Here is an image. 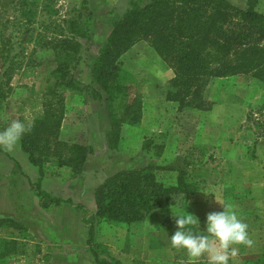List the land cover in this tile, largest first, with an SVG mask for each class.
Returning <instances> with one entry per match:
<instances>
[{
  "label": "rangeland",
  "instance_id": "obj_1",
  "mask_svg": "<svg viewBox=\"0 0 264 264\" xmlns=\"http://www.w3.org/2000/svg\"><path fill=\"white\" fill-rule=\"evenodd\" d=\"M129 1L55 2V10L60 16L70 8L78 9L83 2L92 12L90 37L81 40L79 59L73 69V75L81 82L90 83V68L98 46L106 41L112 22L121 16ZM229 1L241 9L248 7L247 0ZM22 3L23 0H0V53H3L0 56V83L4 79L5 67L16 63L11 88L0 99V130L17 119L29 125L38 114L39 108L32 109V105L38 93L41 95L43 84L35 82L31 75L23 74V68L26 62L51 53L38 41L42 34L46 37L51 34L41 25V21H48V14L40 10L41 0H36L28 8L30 12L35 9L37 12L34 18L28 15L32 18L28 26L23 24L29 22L25 21L29 18L23 14V7L31 2L24 6ZM253 8L264 12V0H256ZM118 62L130 76L132 95L140 96L141 122L134 127L125 126L118 146L109 149L104 139L108 118L103 112L102 99L92 100L88 94L66 92L64 118L67 125L62 128L60 137L90 145L93 151L88 165L79 175L72 177L68 167L56 168L47 163L44 165L45 174L39 179L37 166L29 163L20 144L13 152L0 148V219H11L21 227L10 228L2 235L15 237L22 234L34 240L39 233L51 235L52 242L35 240L40 241L42 254L48 256V263L43 264H98L86 244L80 242L75 247L69 241L73 238L61 233V226L49 225L50 219L56 215L64 217L63 227L80 235L77 239L86 240L88 227L84 223L82 227L79 222V227L76 226L75 209L70 208L77 207L79 201L76 198L80 196L85 200L81 204L84 212L89 213L94 204L95 187L119 170L154 164L159 167L155 172L157 178L171 184L177 176L174 168L190 165L202 173L198 178L201 181L198 192L177 199L173 211L171 209L166 216L157 210L158 214L148 215L133 229L128 230L126 226V230L123 227L116 229L117 256L111 254L112 246L102 244L97 249L99 257L115 260L118 264H208L207 256L192 261L186 250H174L170 238L176 231L171 225L176 226V223L175 218L171 221L169 217L186 214L185 211L193 214L199 219L200 232L204 233L207 214L223 211V204H231L248 224L255 243L252 248L238 246L239 254L230 259L229 264H264V83L247 72L209 75L204 78L202 89L204 108L179 111L177 103L165 98L167 83L174 74L173 67L155 53L148 41L135 43ZM19 63L21 68H18ZM94 104L96 112H87ZM144 142L149 145L143 151ZM33 184L47 194L43 202L58 197L70 199V203L50 204L48 209H42ZM35 202L39 208L33 206ZM156 229L170 233L157 235ZM128 234L133 244L129 251ZM63 236L66 241H61ZM69 247L74 249L70 251Z\"/></svg>",
  "mask_w": 264,
  "mask_h": 264
},
{
  "label": "trees",
  "instance_id": "obj_2",
  "mask_svg": "<svg viewBox=\"0 0 264 264\" xmlns=\"http://www.w3.org/2000/svg\"><path fill=\"white\" fill-rule=\"evenodd\" d=\"M35 1L23 0V6L31 2L23 7V14L29 18L25 19L29 22L23 23L26 26L37 13L36 9L28 10ZM56 1L41 0L40 6L48 14V21H41V25L51 34H42L38 41L51 52L50 56L28 61L23 68V74L43 84L41 95L38 93L32 105L39 112L29 124L31 131L19 143L29 163L37 166L39 179L43 178L47 163L56 168L68 167L72 177L79 175L93 151L90 145L60 137L67 109L66 92L88 94L92 100L105 96L108 128L104 139L109 149L118 146L125 126L134 127L141 122L140 96L132 95L130 76L118 62L123 53L141 40L148 41L155 53L172 65L174 74L167 83L165 98L177 103L179 111L204 108L202 89L204 78L209 75L247 72L264 83V12L253 8L256 0H247L248 7L244 9L229 0H130L121 16L112 22L106 41L98 46L90 68V83L81 82L73 75V69L79 59L81 40H89L92 12L83 2L78 9L70 8L60 16L55 10ZM15 66L16 63L10 64L2 73L0 99L11 88ZM21 67L19 63L18 68ZM148 145L144 142L142 148L147 150ZM189 166L174 168L177 176L171 184L157 178L155 172L159 167L154 164L119 170L103 179L94 191V213L82 219L88 227L86 242L96 263L118 264L99 257L97 249L103 245L94 242L95 220L123 224L130 230L154 210L166 216L177 199L194 195L200 188L198 178L202 173ZM32 187L42 207L70 203V199L58 197L43 202L47 194L38 185ZM10 228L21 227L11 219H0V264L48 261L40 243L28 236L2 235Z\"/></svg>",
  "mask_w": 264,
  "mask_h": 264
},
{
  "label": "clouds",
  "instance_id": "obj_3",
  "mask_svg": "<svg viewBox=\"0 0 264 264\" xmlns=\"http://www.w3.org/2000/svg\"><path fill=\"white\" fill-rule=\"evenodd\" d=\"M30 131V125L18 119L12 120L5 129L0 130V148L7 152L15 151L23 135ZM185 213L173 214L178 230L170 241L173 248L186 250L192 261L207 256L208 264H229L230 259L238 256V246H254L248 224L238 216L231 204H223V211L207 214L204 233L199 230V219L193 214Z\"/></svg>",
  "mask_w": 264,
  "mask_h": 264
},
{
  "label": "crops",
  "instance_id": "obj_4",
  "mask_svg": "<svg viewBox=\"0 0 264 264\" xmlns=\"http://www.w3.org/2000/svg\"><path fill=\"white\" fill-rule=\"evenodd\" d=\"M172 78V77H171ZM72 92H74V91H68L67 93L68 94H70V93H72ZM102 102H104L103 104H104V110H103V112H105V114L107 113V111H106V106H105V104H106V102H105V96H103V98H102V100H101V103ZM91 108V109H90ZM89 109H88V111L87 112H93V113H95L96 111L94 110V109H96V105L94 104V106L92 107H90ZM94 108V109H93ZM100 109V108H99ZM102 110V109H101ZM85 123H87V120L85 121ZM65 125H67V121H66V119L64 118L63 119V122H62V125H61V130H62V128H64L65 127ZM142 148V147H141ZM142 150H143V148H142ZM144 151V150H143ZM91 155V154H90ZM90 155L87 157V159H86V163H85V166H84V168H86L87 167V165H88V162H89V157H90ZM101 183V182H100ZM99 183V184H100ZM98 184V185H99ZM96 188V187H95ZM94 191H95V189H94ZM79 202V204L78 203H76V208H75V206H71L70 208H73V209H75V214H76V220H77V225L76 226H78L79 224H78V222L80 223V224H82V227L84 226V224H83V222H82V219L84 218V217H86L88 214H92V213H94V211H95V203L94 204H92L91 205V211L89 212V213H85L84 212V206H83V204H81L82 202H84L85 200L82 198V197H80L79 196V198H76ZM34 205H36V206H38V208H39V205L35 202V204L33 203V206ZM49 207H44V208H42V209H48ZM172 211H173V209H172ZM77 212H79V213H77ZM158 211L157 210H154V211H152L150 214H149V216H151V214H154L155 213V215L156 214H158L157 213ZM170 216V215H169ZM63 220H65L64 219V217L63 218H61L60 216H54V217H52L51 219H50V223H49V225L51 224L52 226H61V233H63V235H65V237L66 236H69L68 238L69 239H71V238H73V240H69L70 242H71V244H73L75 247H77L79 244H80V242L81 243H84V244H86L87 245V242H86V240H87V238H86V240L83 238V240L82 239H77L78 237H80V235H77V234H73L72 233V229H70L69 227L68 228H64L63 226H65V225H63ZM169 220H174V216L173 215H171L170 217H169ZM47 222H49V221H47ZM171 223V222H170ZM76 226H75V228H76ZM79 227V226H78ZM124 228V230H126V228H125V225H119V224H113V223H109V222H107V221H105V220H103V219H96L95 220V224H94V242L95 243H98V244H108L109 246H112V248H111V250L113 249V252H111V254L113 255V256H115L117 253H116V251H117V249L115 248V243L118 241V237H117V233H116V229H120V228ZM171 227H172V229H175L176 231L178 230L177 229V227L175 226V225H171ZM62 228H63V230H62ZM85 228V227H84ZM77 229V228H76ZM156 234L158 235V234H165V235H168L169 233H170V231L169 232H164V231H158L157 229H156ZM45 232H43V233H39V234H37V237L38 238H36L35 240H41V241H43V242H52V239H53V237L51 236V235H48V233H46V234H44ZM86 235H87V230H86ZM62 236V235H61ZM85 236V235H84ZM83 236V237H84ZM64 236H63V238H60L61 239V241H66V240H64V238H65ZM35 238V237H34ZM33 241H35L34 239H32ZM79 240H81V241H79ZM37 241H35V242H37ZM127 242H128V245H127V250L129 251V248L130 247H132L133 246V244H132V242L130 241V239H129V234H128V236H127ZM38 243H40V241L38 242ZM40 245H41V243H40ZM88 246V245H87ZM41 247H42V245H41ZM42 249V248H41ZM74 248L73 247H69V250L70 251H72ZM43 250V249H42ZM117 256V255H116ZM52 258V257H51ZM49 262H50V260H49ZM46 263H48V262H46ZM43 264V263H42Z\"/></svg>",
  "mask_w": 264,
  "mask_h": 264
}]
</instances>
